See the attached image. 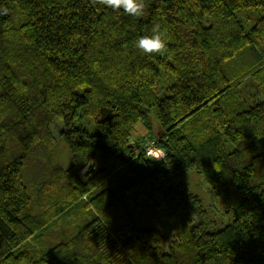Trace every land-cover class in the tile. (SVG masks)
Listing matches in <instances>:
<instances>
[{"label":"trees","instance_id":"obj_1","mask_svg":"<svg viewBox=\"0 0 264 264\" xmlns=\"http://www.w3.org/2000/svg\"><path fill=\"white\" fill-rule=\"evenodd\" d=\"M4 8L0 264H264V0H152L139 18L97 0ZM157 24L167 47L145 54L136 42ZM154 108L161 161L130 141ZM56 120L70 165L51 158L31 176ZM187 174L205 177L232 223L216 227ZM143 202L171 226L167 253L127 211Z\"/></svg>","mask_w":264,"mask_h":264},{"label":"rangeland","instance_id":"obj_2","mask_svg":"<svg viewBox=\"0 0 264 264\" xmlns=\"http://www.w3.org/2000/svg\"><path fill=\"white\" fill-rule=\"evenodd\" d=\"M151 1L152 0H145V3ZM84 125L92 134H97L99 132L92 119H89ZM65 129L66 124L64 122L56 120L53 123L52 135L55 143L52 146H50V144H40V146L37 147L31 156V161H29L31 165L28 167L27 173L34 176L36 168L48 164L51 158L52 164L54 163L55 165L58 163L64 168L69 167L71 158L70 149L68 145L65 142H62L59 138V134ZM161 135L162 128L158 119V109L154 108L149 114V126L145 123L137 124L131 134L130 141L139 153L142 147H144L149 141H156L158 146V140ZM229 147L232 148L231 145H229ZM263 152L264 138L260 140L258 149L254 155ZM96 163L99 164L98 161ZM184 180L190 183L192 193L200 196L203 200L209 217L216 223V227L224 228L233 222L234 218L233 215L228 212L226 201L223 198L212 197L210 193V185L204 176L187 174L184 176ZM127 211L131 216L132 221L139 229L159 230L167 237L166 243L161 247V251L167 253L170 246L175 243V238L171 226L165 218L164 212L153 216L151 214V207L144 202L139 205L129 203L127 205Z\"/></svg>","mask_w":264,"mask_h":264},{"label":"clouds","instance_id":"obj_3","mask_svg":"<svg viewBox=\"0 0 264 264\" xmlns=\"http://www.w3.org/2000/svg\"><path fill=\"white\" fill-rule=\"evenodd\" d=\"M113 10H123L124 13L134 17H143L146 11L145 0H97ZM0 14H7V9H0ZM167 31L159 24L151 30V35H143L138 38L136 47L145 54L161 53L167 47Z\"/></svg>","mask_w":264,"mask_h":264},{"label":"built area","instance_id":"obj_4","mask_svg":"<svg viewBox=\"0 0 264 264\" xmlns=\"http://www.w3.org/2000/svg\"><path fill=\"white\" fill-rule=\"evenodd\" d=\"M144 153L148 158L161 161L166 157V152L157 146L156 141H149L144 146Z\"/></svg>","mask_w":264,"mask_h":264}]
</instances>
